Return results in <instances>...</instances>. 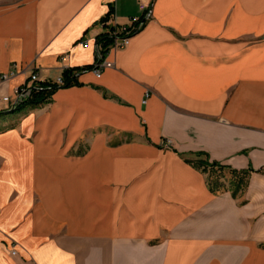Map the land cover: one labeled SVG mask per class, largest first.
<instances>
[{"label": "crops", "instance_id": "1", "mask_svg": "<svg viewBox=\"0 0 264 264\" xmlns=\"http://www.w3.org/2000/svg\"><path fill=\"white\" fill-rule=\"evenodd\" d=\"M33 72L57 87L0 111V264H264V0H0V97Z\"/></svg>", "mask_w": 264, "mask_h": 264}, {"label": "built area", "instance_id": "2", "mask_svg": "<svg viewBox=\"0 0 264 264\" xmlns=\"http://www.w3.org/2000/svg\"><path fill=\"white\" fill-rule=\"evenodd\" d=\"M149 6L145 3H140V9L144 12L143 15H135L129 18V20L124 24L115 23L114 28L110 32V36L113 37L112 44L108 47L107 52H103L102 50L98 53V58L94 62L91 71L95 73L97 77H101L104 69L111 68L115 66V62L108 59V56L113 52L118 50H122L126 48L131 38L139 33L150 16L151 9H148ZM148 12V13H147ZM147 14V15H146ZM146 15V18L143 16ZM114 21V17L111 19ZM84 43V42H80ZM14 73H3L0 74V84L7 83L12 77ZM32 85H20L14 88L12 94H5L0 97V111H7L10 109L17 108L18 106L25 103L30 99L33 92L35 90H39L46 84V82L40 77L38 72H33L31 74ZM65 81L63 75L59 76L55 82V85L62 86ZM12 254H16V250L12 251Z\"/></svg>", "mask_w": 264, "mask_h": 264}, {"label": "trees", "instance_id": "3", "mask_svg": "<svg viewBox=\"0 0 264 264\" xmlns=\"http://www.w3.org/2000/svg\"><path fill=\"white\" fill-rule=\"evenodd\" d=\"M112 41L113 37L109 34H106L105 36L97 39V42L99 44H101L102 42L105 43L103 45H105L107 49ZM107 49L105 48V53L107 52ZM92 66L93 65L90 66V69H92ZM63 78L65 83L62 86L64 87L70 86L76 79L73 70L71 69H66L64 71ZM56 87L57 86L55 85H43L41 89L35 90L30 99L23 104L44 103L51 97ZM201 154L204 153L200 152L199 155ZM196 163L201 166L205 172L208 173L209 185L214 191H231L232 195L235 198H238L246 191L251 170H238L233 167L224 165L218 161L210 162L208 159L196 160ZM225 171H228L231 174L230 187H227L221 180V178L224 176Z\"/></svg>", "mask_w": 264, "mask_h": 264}, {"label": "rangeland", "instance_id": "4", "mask_svg": "<svg viewBox=\"0 0 264 264\" xmlns=\"http://www.w3.org/2000/svg\"><path fill=\"white\" fill-rule=\"evenodd\" d=\"M167 144H168L167 146L171 145L170 142H168ZM221 180L227 187H230L231 174L228 171H225L224 176L221 178ZM13 250H15L14 247L12 248V251Z\"/></svg>", "mask_w": 264, "mask_h": 264}]
</instances>
